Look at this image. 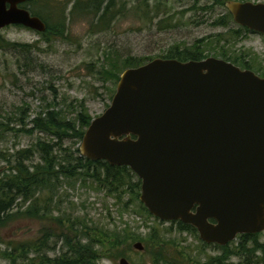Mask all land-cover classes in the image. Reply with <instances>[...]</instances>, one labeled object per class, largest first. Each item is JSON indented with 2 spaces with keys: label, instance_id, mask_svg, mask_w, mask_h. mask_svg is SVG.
<instances>
[{
  "label": "water",
  "instance_id": "obj_1",
  "mask_svg": "<svg viewBox=\"0 0 264 264\" xmlns=\"http://www.w3.org/2000/svg\"><path fill=\"white\" fill-rule=\"evenodd\" d=\"M28 1L0 0V30H46L22 7ZM225 8L234 24L264 36V2L228 0ZM78 150L129 168L148 213L193 227L204 243L264 231V77L251 70L215 57L127 68Z\"/></svg>",
  "mask_w": 264,
  "mask_h": 264
},
{
  "label": "rangeland",
  "instance_id": "obj_2",
  "mask_svg": "<svg viewBox=\"0 0 264 264\" xmlns=\"http://www.w3.org/2000/svg\"><path fill=\"white\" fill-rule=\"evenodd\" d=\"M66 1L35 0L24 5L33 15L40 14L38 17H42L46 25H52L64 11L63 38H52L47 42L40 33L21 26H8L0 30V38L5 42L0 45L2 172L7 171L10 155L17 150L30 148L38 140L53 142L42 133L26 134L8 130L20 129V118H25L24 123L29 125V121L40 111L53 110L47 107L52 103H55V111L68 113L69 118L75 113L72 107L79 102L84 103L90 118L104 112L117 84L111 77L110 60L116 57V62L121 63L129 56L145 61L162 58L172 48L184 49L196 40L228 30L211 26L213 17L226 12L221 5L207 15L187 10L191 6L204 8L210 5L208 0H166L159 5L157 0H148V6L142 3L145 0L118 1L111 11L114 15L111 21L97 27L95 24L100 14H94L93 9L83 10V7L72 10L74 0H69L67 7ZM229 27L239 28L234 22ZM6 43L27 45L28 48L25 51L21 48L11 49ZM214 47L218 51L211 53L212 57L221 59L219 51H223L226 58L251 63L250 70L264 77V36L249 31L237 39L228 37L215 43ZM57 187L56 198L51 204L54 216L64 218L67 215L72 220L78 219L84 223L82 229L78 230L82 232L88 228L86 232L91 237L97 236L96 229L106 233L114 230L120 232L125 225H128L129 233L136 237L117 247L112 245L111 238L101 237L95 247L99 257L97 264H118L120 258H125L130 264H207L210 258L222 254L218 246L204 244L197 233L179 231L177 225L170 222L158 221L152 216H139L132 211L124 212L121 218L120 204L115 205L112 198L92 189L89 184L84 187L78 181L74 186L61 183ZM59 195L60 202L57 200ZM151 228L157 230L158 237L151 238ZM43 229L56 235L61 232L56 222L47 217L18 218L0 229V264H44L41 263L42 257L52 259L64 252L62 239L54 236L45 239ZM257 239L264 243V231L257 233ZM36 241L39 246L43 241V245L38 248ZM238 241L236 237L226 245L237 252ZM10 242H29L36 247L26 253L17 252L12 263L2 255ZM138 242L143 249L134 248ZM156 259L161 260L155 262ZM239 260V257L232 256L228 263L237 264Z\"/></svg>",
  "mask_w": 264,
  "mask_h": 264
},
{
  "label": "trees",
  "instance_id": "obj_3",
  "mask_svg": "<svg viewBox=\"0 0 264 264\" xmlns=\"http://www.w3.org/2000/svg\"><path fill=\"white\" fill-rule=\"evenodd\" d=\"M33 1L35 2V0L31 2ZM74 1H76L77 5L75 3L72 10L83 7V10L93 9L94 14H100L98 22L95 24L97 27L105 23L108 24V21H111L114 16L111 11L114 10L118 1L123 0ZM163 1L166 0H157L158 5ZM208 1L210 5L204 8L197 9L195 6H191L187 10L193 11L195 14L199 11L207 15L213 13L212 2L216 5L223 4V0ZM66 2H69V0ZM28 3L30 2L22 4V7ZM142 3L148 6V0ZM67 5L68 4H66V7ZM225 10L226 12L224 14L212 18L211 26L228 29L226 32L216 33L205 39L196 40L184 49L172 48L162 59H174L181 62L190 60L200 61L207 57H212L213 55H211V53L216 54L218 50L214 47L215 43L228 39V37L237 39L241 37L242 33L249 32V30L240 26H238V29L229 27L233 21L227 9ZM39 15L40 14L36 16ZM102 19H107V21L104 22L103 20V22L99 23ZM65 21L66 16L64 11H62V13L59 14L58 20L56 21L55 19L52 25H46V30L40 33L43 40L50 42L52 38H63ZM4 43V40L0 38V45ZM6 44L11 49L21 48L25 51L28 48L27 45ZM219 52L221 53V55H219L220 58L224 61H231L246 70H250L252 67L251 63L239 61L238 59L231 60L226 58V54L223 51ZM118 60L117 58V61ZM151 60L152 59H148L145 61L144 59L129 56L122 60L121 63H118L115 57L113 60H110L112 68L111 77L113 81L116 82L119 79V74L122 73L121 71L127 68L141 66ZM54 106L55 103L48 104L47 107L53 108V110H47L45 112L40 111L37 113L29 121V125H31L30 128L29 125L24 123L25 118H20L18 120L21 127L20 129L8 128L10 131L23 132L26 134L35 132L42 133L44 136L50 137L53 142L50 143V141L38 140L30 148L17 150L12 156L10 155L9 159H11V161L7 162V171L1 172L0 175V229L9 226L12 221L18 218H51V220L54 223L56 222V225L59 226L61 232L56 235L43 229V237L45 239L52 236L58 239L61 238L65 251L52 259L46 256L42 257L41 260L43 259V261H41V263L97 264L99 257L95 247L99 244L101 237L111 238L114 247L119 246L123 242L134 240L136 237L129 233V229L127 228L128 225H125V228L120 232L114 230L110 232L111 234L96 229L95 232L97 236L91 237L86 232L88 228H84L82 232L78 230L79 228L82 229L84 224L78 219L72 220L67 215L64 218L61 216H54L52 214L53 209H51V204L56 198L57 186L59 184L63 183L74 186V184L79 181L84 187L89 184L92 189L98 192H104L106 197L114 200L115 205L120 204L119 214L121 218L124 215L123 213L128 211H132L139 216L150 217L151 215L138 199L140 194V181L129 168L124 166H110L104 161L94 162L80 156L78 146L85 129L92 120L85 111L84 103L79 102L74 108L72 107V110L75 112L72 118H69L68 113H63L60 110L55 111ZM1 126H3V124ZM4 159L5 158H3V160ZM4 161L8 160L5 159ZM67 197L68 196H66V198ZM60 199L61 195L57 197L59 202ZM171 224L177 225L179 231L188 233L195 232L191 226L179 221H171ZM158 235L157 230L151 228V238H156ZM237 237L239 240L237 243V252L230 250L229 245L218 246L222 254L210 258L207 264H230L228 261L232 256L239 257L240 260L237 264H264V243L258 242L257 234H242ZM83 241L85 242L82 243ZM12 242H10L2 252L4 258L9 259L12 263H14L15 254L17 252L26 253L36 247L34 243L28 242L27 244L20 242L14 244ZM35 243L38 245V241ZM42 245L43 241L40 243V246ZM40 246L38 245V248ZM158 256L160 257V254H158ZM160 260L161 259H156L155 262Z\"/></svg>",
  "mask_w": 264,
  "mask_h": 264
},
{
  "label": "flooded vegetation",
  "instance_id": "obj_4",
  "mask_svg": "<svg viewBox=\"0 0 264 264\" xmlns=\"http://www.w3.org/2000/svg\"><path fill=\"white\" fill-rule=\"evenodd\" d=\"M32 1V0H31ZM31 1H28V2H31ZM226 1H228V0H223V4H215V3H211L212 5H213V9L214 8H216L218 5H221L222 7H224L225 8V2ZM234 1H237V0H234ZM249 1H251V0H249ZM75 3H76V1H74V3H73V6H75ZM66 4H68V2H65V6H66ZM76 5H77V3H76ZM72 6V7H73ZM79 8H81V7H79ZM226 9V8H225ZM196 13H198V12H196ZM229 13V12H228ZM30 14H31V12H30ZM31 15H33V14H31ZM34 16H36V15H34ZM38 17V16H37ZM40 18V17H39ZM41 19V18H40ZM46 25V24H45ZM47 27V26H46ZM112 98V97H111ZM1 172H2V169L0 168V175H1ZM0 178H1V176H0ZM211 222H213V221H211ZM171 223V222H170ZM214 223V222H213ZM193 228V227H192ZM194 229V228H193ZM195 230V229H194ZM195 233H197V231L195 230ZM198 234V233H197ZM198 237H199V235H198ZM204 243V242H203ZM204 244H206V245H215V246H219V245H217V244H207V243H204ZM121 259V258H120Z\"/></svg>",
  "mask_w": 264,
  "mask_h": 264
}]
</instances>
